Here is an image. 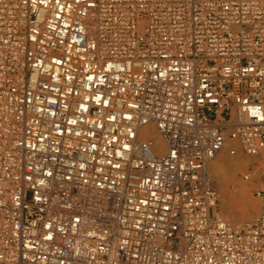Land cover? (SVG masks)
<instances>
[{"label":"built area","instance_id":"built-area-1","mask_svg":"<svg viewBox=\"0 0 264 264\" xmlns=\"http://www.w3.org/2000/svg\"><path fill=\"white\" fill-rule=\"evenodd\" d=\"M0 264H264V0H0Z\"/></svg>","mask_w":264,"mask_h":264},{"label":"bare ground","instance_id":"bare-ground-1","mask_svg":"<svg viewBox=\"0 0 264 264\" xmlns=\"http://www.w3.org/2000/svg\"><path fill=\"white\" fill-rule=\"evenodd\" d=\"M144 132V130H142ZM150 135L154 136L156 138L157 144L159 147H162L159 137L155 131H150ZM162 149V148H161ZM254 159L249 158L245 155H242L241 153H238L235 156H230L226 149L222 150L218 156L213 159L209 165L208 170L209 173L213 178H215V181L217 182L218 187L220 188V191L223 195L222 198V207L221 212L226 213L227 215H224V220H226L229 223L236 222L233 224H242L244 221H239V217L236 216V214L232 215L230 213V204H232L233 199L235 197L244 199L246 201V193H247V183L242 181L241 179H237V172L245 168V165L248 163L253 162ZM258 164L254 167L253 174L258 178ZM212 173V174H211ZM214 181V180H213ZM233 184L235 187L233 189L230 188V185ZM237 200V199H236ZM249 215L252 214V210H250ZM257 212V211H256ZM255 212V213H256ZM219 213V212H218Z\"/></svg>","mask_w":264,"mask_h":264},{"label":"rangeland","instance_id":"rangeland-1","mask_svg":"<svg viewBox=\"0 0 264 264\" xmlns=\"http://www.w3.org/2000/svg\"><path fill=\"white\" fill-rule=\"evenodd\" d=\"M243 173V170H240L237 172V179H241V174ZM212 174V173H211ZM213 177V175H212ZM214 180V186L216 188V190L219 193V203L217 205V213L224 218V215H227L226 213L221 212V200L223 198V195L220 191V188L217 185V182L215 181V178H213ZM247 183V193H246V201L244 199L235 197L233 199L232 204H230V213L233 215L236 214V216L239 217V221H244V222H249L251 220H253V218L256 216L257 212H258V200L255 198L254 196V190L257 188L258 186V180H257V175L255 176L253 173L251 175V179L249 181L246 182ZM235 187V185L231 184L230 188L233 189ZM237 199V200H236ZM250 210H252V214L249 215ZM257 211V212H256ZM256 212V213H255ZM232 223H236V222H232ZM173 248L175 249L177 247V242L173 241L172 243Z\"/></svg>","mask_w":264,"mask_h":264}]
</instances>
